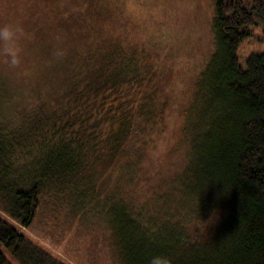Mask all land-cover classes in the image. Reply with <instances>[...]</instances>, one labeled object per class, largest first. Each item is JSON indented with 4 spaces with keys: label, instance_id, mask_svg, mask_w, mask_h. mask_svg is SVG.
Segmentation results:
<instances>
[{
    "label": "trees",
    "instance_id": "trees-1",
    "mask_svg": "<svg viewBox=\"0 0 264 264\" xmlns=\"http://www.w3.org/2000/svg\"><path fill=\"white\" fill-rule=\"evenodd\" d=\"M17 1L14 28L44 37L48 66L11 102L0 80V264H71L54 247L78 231L98 232L111 264L157 253L264 264V53L239 59L264 28V0H214L216 52L184 113L186 166L142 202L134 181L183 75L129 30L118 0Z\"/></svg>",
    "mask_w": 264,
    "mask_h": 264
},
{
    "label": "rangeland",
    "instance_id": "rangeland-1",
    "mask_svg": "<svg viewBox=\"0 0 264 264\" xmlns=\"http://www.w3.org/2000/svg\"><path fill=\"white\" fill-rule=\"evenodd\" d=\"M19 3L17 0H0V26L14 28L23 20L20 16L26 10ZM116 3L122 7L119 18H126L129 30L141 37L164 65L184 77L170 99L165 131L150 147L140 177L134 181L136 191L133 194L142 202L147 196L163 191L165 184L186 166V149L180 145L184 113L194 85L216 52L214 0H118ZM43 41V36L31 37L29 28L16 29L15 47L20 56L16 66L10 65L9 57L4 53L5 44L0 41V80L7 102L30 94L37 85L35 81L48 66L42 61V51L47 48ZM263 53L264 28H255L253 36L239 50L242 67L246 66L250 56ZM78 232L64 241V247L59 250L54 247V250L71 264H111L105 256L106 244L98 232L91 238L84 236V241L77 237ZM91 247L93 251H89Z\"/></svg>",
    "mask_w": 264,
    "mask_h": 264
},
{
    "label": "clouds",
    "instance_id": "clouds-1",
    "mask_svg": "<svg viewBox=\"0 0 264 264\" xmlns=\"http://www.w3.org/2000/svg\"><path fill=\"white\" fill-rule=\"evenodd\" d=\"M15 34L16 29L12 26H0V41H3L5 44L4 53L9 57V63L12 66H16L20 63V56L15 47ZM148 264H174V261L169 255L157 253L150 257Z\"/></svg>",
    "mask_w": 264,
    "mask_h": 264
}]
</instances>
